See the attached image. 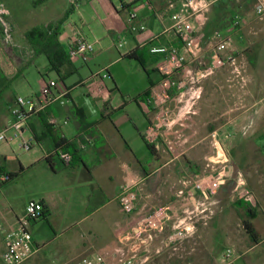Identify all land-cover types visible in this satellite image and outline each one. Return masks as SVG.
<instances>
[{
	"label": "crops",
	"instance_id": "crops-1",
	"mask_svg": "<svg viewBox=\"0 0 264 264\" xmlns=\"http://www.w3.org/2000/svg\"><path fill=\"white\" fill-rule=\"evenodd\" d=\"M0 1L15 43L5 46L11 69L0 67L12 80L0 99V133L21 96L13 93L2 106L3 95L17 80H27L31 66L42 86L56 80L57 94H65L29 121L24 137L34 141L31 151L20 149L23 154L16 156L0 144V170L14 175L0 186V264L3 230L18 227L27 197L42 202L49 215L31 224L35 253L23 264H77L96 253L112 260L118 253L133 255L138 239L146 244L137 252V264H223L227 249L235 253L230 264H260L247 258L264 239L253 221L255 209L247 208L245 199L235 200V188L246 182L234 184L230 154L231 148L247 145L245 132L256 134L264 121V26L259 22L264 18L253 8L254 0H215L197 15L195 48L172 75L161 71L165 57L150 49L182 47L172 19L183 9L181 0H173L175 9L169 7L172 0ZM231 9L240 20L238 29L227 18ZM131 14L144 29L131 30ZM64 18L59 42L66 53L78 33L95 44L96 53L87 63L70 60L58 74L45 55H36L28 33ZM218 33L223 40L216 38ZM133 52L136 58L128 57ZM169 81L182 85L170 87ZM40 91L32 89L26 97ZM77 111L89 125L83 139ZM52 116L68 123L53 127ZM158 124V136L151 141L146 133ZM63 139L77 142L70 166L54 153ZM220 152L225 155L221 161ZM213 172L224 174L226 181L208 200L182 184ZM128 186L138 195L132 214H125L119 201ZM162 208L169 215L164 228L131 241L140 222ZM220 216L225 245L216 253L213 223ZM245 221L253 223L258 242ZM177 229L185 237L170 245Z\"/></svg>",
	"mask_w": 264,
	"mask_h": 264
},
{
	"label": "built area",
	"instance_id": "built-area-1",
	"mask_svg": "<svg viewBox=\"0 0 264 264\" xmlns=\"http://www.w3.org/2000/svg\"><path fill=\"white\" fill-rule=\"evenodd\" d=\"M183 9L173 14L174 30L177 33L181 43V48H168L165 46H154L150 49L152 54L163 55L165 63L161 67V71L165 75H172L175 70L183 68L189 61L191 54L195 48V18L197 15L208 10L209 6L215 0H181ZM169 7L175 9L176 1H170ZM257 13L260 18H264V0H259L257 6ZM135 15L131 14L128 21L131 25L133 32H138L145 27L143 25H135ZM236 22L240 20L236 17ZM218 40H223V36L218 33L216 35ZM228 40L220 44L219 48L225 50L227 48ZM13 46L14 36L10 23L5 17L3 5L0 1V67L3 71L11 69L10 60L5 54V46ZM96 53L95 44L89 41L83 34H75L69 43L68 56L70 60H82V62H89ZM108 75L106 74L105 77ZM170 87H181V83L169 81ZM58 82L56 80L48 79L44 82L41 91L38 95L31 97L18 96L15 105L12 108V119L4 131L0 133V144L11 143L13 141H20L19 147L23 151H31L34 147V141L25 139L24 134L28 128L29 121L34 115L39 114L46 107L58 101L63 95H58L56 92ZM159 106H163L162 99L157 100ZM49 123L53 127H59L62 124H67L68 121H60L56 117H50ZM160 124L152 127L146 136L149 140H153L158 136ZM12 132L11 136L8 133ZM86 144L81 143L79 148L84 149ZM55 155L59 157L65 166L72 164V155L63 150L54 151ZM49 156V154H48ZM221 157V156H220ZM223 157V156H222ZM221 158L218 160L221 161ZM213 164H216V162ZM10 181V173L0 170V186ZM226 177L221 173H209L206 175H197L191 179H184L183 185L191 187L193 190L202 194L208 200L217 190L225 183ZM134 186L126 187L119 197L120 205L125 214H132L137 207L138 195L133 190ZM182 197H185V191L180 192ZM241 199L250 200L251 196L248 191L241 194ZM43 203L40 201L30 202L25 212L18 218L17 228H7L3 230L5 252L3 254V264H23L28 261L35 253L33 245V236L30 231L32 223L42 219ZM167 220H169L168 212L165 209H158L145 217L136 228L135 233L130 238L131 241L140 238L143 234L161 231ZM185 235L181 230L169 237L168 243L173 245L179 240H182ZM146 241L138 239L134 247L136 252L133 255H126L118 253L114 259L110 260L106 255L93 254L91 256L81 259L77 264H137L138 263V250L145 246ZM235 256L232 249H227L224 255V262L230 263Z\"/></svg>",
	"mask_w": 264,
	"mask_h": 264
},
{
	"label": "rangeland",
	"instance_id": "rangeland-1",
	"mask_svg": "<svg viewBox=\"0 0 264 264\" xmlns=\"http://www.w3.org/2000/svg\"><path fill=\"white\" fill-rule=\"evenodd\" d=\"M259 3V0H254L252 3L253 8L256 11V7ZM250 9V7H249ZM255 11L252 13L255 14ZM231 26L235 29L240 28V23L236 22V15H229ZM262 22V26H264V20H259ZM221 31V30H217ZM230 37V36H229ZM44 60V58H43ZM264 69V67H263ZM107 74L106 70H103V74ZM42 88L41 76L35 66H31L27 73V80L19 79L17 80L12 89L5 92L3 95L2 106L7 102L8 97L13 95V93L17 95H21L26 97V95L33 89ZM167 89L169 87H166ZM263 94H264V77H263ZM5 130V129H4ZM2 130V131H4ZM246 144L243 147H236L230 149V154L232 156V166L234 167L233 180L236 186L239 185V181H245V185L241 187V189L235 188V200H240L241 194L246 191L249 192L251 199L246 203L247 208H254L257 213V218L254 221L256 228L263 236L264 239V121L262 127L256 132L254 135H249L250 131H246ZM12 132L8 133V136H11ZM257 139V140H256ZM6 146V150L11 152L13 155L19 156L22 155L23 152L20 150L19 144L20 141L16 140L11 143H4ZM258 144V145H255ZM218 156H223L224 154L220 152ZM21 158V157H20ZM218 160V159H217ZM27 201H32L31 198L27 197ZM29 201V203H30ZM28 203V204H29ZM222 217H218L214 220L213 223V231L216 236H214V248L216 253H222L225 245V241L223 240L222 231L220 228L222 226ZM226 252V251H225ZM225 255V253H224ZM248 260L252 262L259 260L262 264H264V244H262L258 249L251 252L247 256ZM224 260V256H223ZM224 262V261H223ZM260 263V264H261ZM223 264H230L224 262Z\"/></svg>",
	"mask_w": 264,
	"mask_h": 264
},
{
	"label": "trees",
	"instance_id": "trees-1",
	"mask_svg": "<svg viewBox=\"0 0 264 264\" xmlns=\"http://www.w3.org/2000/svg\"><path fill=\"white\" fill-rule=\"evenodd\" d=\"M230 14H234V11L231 9ZM229 20L231 18L227 17ZM66 18L59 21L55 25H50L47 28H36L28 33V37L31 40L36 55H45L50 63V68L52 71H56L58 74L61 73V68L64 67L66 64L69 63L70 58L62 45L59 42V34H60V27L64 23ZM130 58H136V53H131L128 55ZM145 67V66H144ZM147 69V68H146ZM148 75L150 74L149 70H147ZM12 80L7 78L4 73L0 69V99L2 97V94L5 90L9 89L10 82ZM151 86H153V81L150 80ZM79 122H80V128H79V137L81 139L84 138V136L88 133L89 125L86 122L85 118L79 114ZM76 143L75 140H67L63 139L61 140L58 149L64 148L65 152H68L72 155V163L75 162L76 158L74 153H76ZM150 146V145H148ZM14 178V175L10 173V181ZM9 181V182H10ZM8 183V182H7ZM43 211H42V219L47 221V217L49 215L48 210L43 204ZM253 218H256L255 216ZM244 226L249 233V235L252 237V239L256 242H258V235L254 228V225L252 222L245 221Z\"/></svg>",
	"mask_w": 264,
	"mask_h": 264
}]
</instances>
